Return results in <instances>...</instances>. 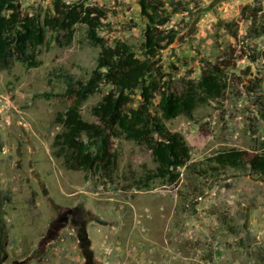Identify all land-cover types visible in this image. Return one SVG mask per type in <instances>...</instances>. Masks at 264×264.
<instances>
[{
	"label": "rangeland",
	"instance_id": "rangeland-1",
	"mask_svg": "<svg viewBox=\"0 0 264 264\" xmlns=\"http://www.w3.org/2000/svg\"><path fill=\"white\" fill-rule=\"evenodd\" d=\"M62 1L105 8L98 35L144 59L140 0ZM158 1L171 17L158 30L173 42L155 59L163 78L151 79L180 94L212 69L223 78L221 98L194 102L189 115L158 114L187 143L189 163L175 183L156 178L152 151L122 138L112 140L118 160L107 177L56 158L58 118L75 103L63 75L88 81L100 48L86 25L46 29L37 66L0 68V264H264V177L246 164L264 154V0ZM16 4L42 23L56 16L54 0ZM111 89L102 83L80 105L84 120L96 121L91 110ZM131 100L137 108L141 93ZM226 153L245 165H218Z\"/></svg>",
	"mask_w": 264,
	"mask_h": 264
},
{
	"label": "trees",
	"instance_id": "trees-1",
	"mask_svg": "<svg viewBox=\"0 0 264 264\" xmlns=\"http://www.w3.org/2000/svg\"><path fill=\"white\" fill-rule=\"evenodd\" d=\"M139 7L141 17L147 20L143 31L144 59L136 56L132 44L117 41L109 46L98 35L102 20L107 18L103 7L66 5L62 0H54L56 16L45 18L42 23L39 19L25 17L16 0H0V68L14 61L35 67L38 65L36 49L45 42L46 29L71 32L77 24L86 25L89 40L100 48L97 68L86 82L63 75L66 94L74 97L75 103L58 118L64 130L53 142V155L71 169L95 171L107 177L118 160L112 152V140L122 138L146 145L157 164L154 177L175 183L180 177L178 170L190 161V150L183 137L167 129L158 114L167 119L182 113L189 115L194 102L221 98L223 78L217 69H212L194 88L180 94L170 93L159 79L152 80L154 74L158 78L164 76L155 59L173 42V36H163L158 27L167 25L171 17L164 3L158 0H140ZM6 11L10 12L9 17L4 15ZM9 34H13V40ZM102 83L112 89L92 108L96 121H86L81 116L80 105L95 95ZM136 90L141 93L143 102L137 108L128 107ZM156 99H159L158 104ZM215 160L218 165L237 169L245 165L241 154L226 153ZM246 164L254 174L264 177V154L247 160Z\"/></svg>",
	"mask_w": 264,
	"mask_h": 264
}]
</instances>
